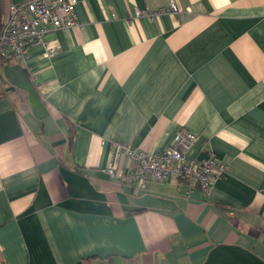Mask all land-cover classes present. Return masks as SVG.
Listing matches in <instances>:
<instances>
[{"label": "crops", "instance_id": "1", "mask_svg": "<svg viewBox=\"0 0 264 264\" xmlns=\"http://www.w3.org/2000/svg\"><path fill=\"white\" fill-rule=\"evenodd\" d=\"M74 1L0 65V264H264V0ZM179 130L227 167L209 193L105 172Z\"/></svg>", "mask_w": 264, "mask_h": 264}, {"label": "built area", "instance_id": "2", "mask_svg": "<svg viewBox=\"0 0 264 264\" xmlns=\"http://www.w3.org/2000/svg\"><path fill=\"white\" fill-rule=\"evenodd\" d=\"M74 0H22L10 2L4 14L0 13V62L21 61L28 56L32 46H41L46 56H52L55 48L49 46L45 38L50 24L55 28L76 24L73 10ZM166 11L177 13L175 1L166 0L165 8L154 12L139 11L149 19ZM197 136L187 130L177 131L169 146L161 151L149 153L135 150L118 140H109L114 159L124 156L133 162L126 171L113 166L105 168L110 177L130 180L136 177L141 184L150 180L161 181L167 178L184 180L188 190L199 188L209 193L212 184L226 175L227 167L223 165L214 152L207 151L200 159L189 157Z\"/></svg>", "mask_w": 264, "mask_h": 264}, {"label": "water", "instance_id": "3", "mask_svg": "<svg viewBox=\"0 0 264 264\" xmlns=\"http://www.w3.org/2000/svg\"><path fill=\"white\" fill-rule=\"evenodd\" d=\"M19 1H22V0H11V2H19Z\"/></svg>", "mask_w": 264, "mask_h": 264}, {"label": "trees", "instance_id": "4", "mask_svg": "<svg viewBox=\"0 0 264 264\" xmlns=\"http://www.w3.org/2000/svg\"><path fill=\"white\" fill-rule=\"evenodd\" d=\"M3 62H0V65L2 64Z\"/></svg>", "mask_w": 264, "mask_h": 264}]
</instances>
